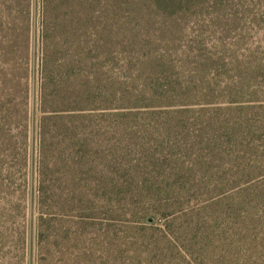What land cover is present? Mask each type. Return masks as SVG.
Returning a JSON list of instances; mask_svg holds the SVG:
<instances>
[{
  "label": "rangeland",
  "instance_id": "obj_1",
  "mask_svg": "<svg viewBox=\"0 0 264 264\" xmlns=\"http://www.w3.org/2000/svg\"><path fill=\"white\" fill-rule=\"evenodd\" d=\"M217 1L140 21L110 0H0V264H110L107 227L79 216L103 218L112 204L120 215L201 208L192 221L207 216L210 230L171 224L175 244L187 246L193 261L264 264V183L244 194L248 205L232 207L236 219L255 214L239 230L204 203L228 181L245 182L254 167L264 173V147L251 150L264 143V0ZM115 103H220L233 109L224 119L240 118L243 136L236 131L232 143L243 146L231 155L236 146L220 132L228 151L220 160L191 162L160 188L141 185L149 175L132 164L150 166L140 151L155 145L156 129L183 136L189 122L205 127L212 117L198 116V107L174 118L168 107L138 117L109 113ZM135 136L141 147L127 143ZM124 174L138 187L112 188ZM213 235L245 239L228 247L231 257L201 262ZM166 255L163 264H189ZM148 262L141 264H159Z\"/></svg>",
  "mask_w": 264,
  "mask_h": 264
},
{
  "label": "trees",
  "instance_id": "obj_2",
  "mask_svg": "<svg viewBox=\"0 0 264 264\" xmlns=\"http://www.w3.org/2000/svg\"><path fill=\"white\" fill-rule=\"evenodd\" d=\"M110 1L118 2V4L131 9V15L126 17L127 19H130L132 15H134L136 19L142 21L143 19H154L162 17L163 14L166 15V10L163 11V9L174 10L178 8L179 11L171 13L174 15L179 14L183 8L198 7L199 5L210 2L212 0ZM215 1L219 3L222 2L217 0ZM219 104L220 103H210L206 107L196 106L199 104L169 105L170 107L147 104L143 106L134 105L133 107H130L128 106L129 104H127L120 107V105L115 103L113 105H109L106 110H108L109 113H113L115 109L122 108L123 110H126L129 115L138 117V112H140L141 110H143L144 112L142 114L150 115L159 111V108L168 107L173 108L175 113L173 116L174 118L177 114H187L190 112L189 110L191 108L196 109L198 107V116H200V112L202 114H210L209 117H212V119L207 122V125L205 127L200 126L199 128H196L193 125L192 121L189 122L188 128L186 125H183L184 129L187 128L186 133L183 136H180L178 132H175L172 129H156L155 134H151L153 135L151 139L155 141V145L152 147L145 148L144 145L142 147L139 146V144H143L142 136H135V143H132L130 141L127 142L128 144H133L136 147H141L140 153L143 155L140 157V160L149 159V167L145 166V163H142V167L141 163L137 162V164H132L131 161L134 170L138 168L139 171L143 170L149 175V178L145 180L141 185H143L147 181H151V184L157 186V188H160L163 186V184H167L170 179L173 180L175 176H178V172H183V170L186 169L188 167V164H190L191 162L201 160H205L206 162L210 160H220L222 158L221 155L228 152L224 151L223 143L220 142V138L222 137V134H220V132H224V134L227 133L229 137L228 145L230 148L236 146L234 150L229 149L231 155L236 154L239 146H243L242 142L239 145L232 143V141L237 138L236 131H238L239 134L243 136V132L240 128L241 124L237 122L238 120H240V118L234 117L224 119L222 116L223 111L231 114L233 109L228 108L226 110H222L219 108ZM215 107L218 108V111L215 109ZM205 108H211L210 112L203 113V109ZM128 114L124 115L127 117ZM173 118L171 120H173ZM157 134L162 137L161 140H159ZM156 146H158L159 148H156ZM260 147H264V143L258 147H251V150L253 148V150H256V152L258 153ZM119 152L120 151L115 149L114 157L118 158ZM240 152H242V154H246L245 150H240L238 153ZM128 154L129 153L127 152V155ZM239 156L240 155H238V157ZM172 164L176 165L178 169L175 167H171ZM121 165V163H118V169L116 173L122 170ZM131 168H128L126 166V169L124 171H127ZM156 169L161 172L159 175ZM260 169L261 167H254V170L257 171H252L251 174L248 175L247 180L243 183L234 184L233 181H228L222 186L217 195L204 202L205 204H208L209 201L211 202L209 209H212L213 206H216L217 210L221 211L224 216V222L226 223L225 227L232 223L235 225L237 230H239V227H241L246 221H253L255 214L251 213H245L246 216L242 217L241 219L232 217V207L237 205H248L247 199L243 197L244 194L251 190L257 189L261 184L264 183V173L262 174ZM255 172L257 173L253 175ZM158 176H160L161 179H159ZM129 185L138 187V183L135 181V176L131 174H124L122 177L117 176L116 180L112 179L111 181L112 188L125 189ZM237 196L239 197V202H237ZM117 201L118 200L112 202L116 203ZM117 204L120 203L117 202ZM115 206L117 205L112 204L111 209L107 212L106 215H103V218L97 216H93L92 218L90 216H79V219L81 221L92 219L93 222H98L97 225H105V227H107L106 241L108 244L110 264H117L118 259L124 261L123 264H141L143 262L147 263L148 260L149 262L152 261L163 264L167 261V252H169V257L171 256V258L180 259V261L185 262L187 260L189 264H200L192 260L191 254L189 253L190 249L187 246L175 244V235L173 229H171V224L174 220L179 221L182 219L183 221L181 223V226H184V229L186 231L198 229L200 227H202L203 230H210V227L207 226L209 223V221H207V216L198 215L199 219L201 220L197 223L192 221L193 216L199 210H201V208L196 209L186 207L171 212L143 209L142 211H137L134 214L128 212L120 215L117 212H119L121 209L114 210ZM205 208L206 207L202 209ZM148 218H154L157 221L152 224H148ZM41 219L42 221L44 220L43 214ZM43 223L42 226H44ZM225 227H222L220 231L224 232L223 228ZM234 237L235 236L227 238L224 236L213 235L211 238H209L210 240L208 241V244L203 247V249L205 250L201 254L202 257L200 261L207 263H219V261L217 260L218 258L223 259L227 258V256L228 258L231 257L232 254L229 251L228 247H236L237 244L241 242V240L245 239L244 237L239 239V235L236 239ZM256 242V239H254V244H256Z\"/></svg>",
  "mask_w": 264,
  "mask_h": 264
}]
</instances>
